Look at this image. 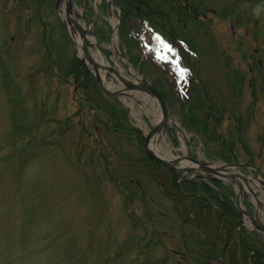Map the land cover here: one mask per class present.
<instances>
[{"label": "rangeland", "instance_id": "1", "mask_svg": "<svg viewBox=\"0 0 264 264\" xmlns=\"http://www.w3.org/2000/svg\"><path fill=\"white\" fill-rule=\"evenodd\" d=\"M53 1L0 0V264H197L179 255L183 245L172 228L179 218L159 186L166 180L155 171L158 177L153 178L145 155L144 133L152 126L154 111L151 98L134 92L116 97L126 113L125 119L118 114L126 134L110 126L101 130V121L96 120L100 113L88 111L64 78L63 64L70 54L77 55V48ZM75 1L74 13L87 30L92 32L104 21L109 25V40L101 48L108 51L109 64L134 81L123 62L128 57L119 33L115 46L122 56L113 50L117 18L99 10L101 0ZM207 2L203 3L205 22L178 21L173 13L169 18L185 29L177 32L196 48L194 64L206 107L208 100L217 111L227 107L215 135L228 133L236 154L231 162L246 164L253 159L249 164L258 174L244 167L233 171L262 182L264 0ZM140 67L131 69L148 81L157 79L169 92L160 78L163 73L156 74L150 65L151 69L146 64ZM4 69L14 82L11 90ZM105 72L100 73L110 88L123 86L109 80ZM240 74L242 84L237 82ZM178 111L176 106L170 113L179 119ZM175 132L168 125L161 135L170 148L166 158L186 154L184 139ZM193 135L187 133L189 139ZM216 145L211 144L213 152ZM190 151L199 160L224 162L208 157L201 141H191ZM131 161L141 162L133 168ZM223 183L233 189L236 203L237 186ZM238 183L243 188L242 207L256 213L250 191L264 203V185L249 180L248 188L240 179ZM259 212V222L264 224V206ZM155 227L160 232L172 228L161 237L163 247L149 243Z\"/></svg>", "mask_w": 264, "mask_h": 264}, {"label": "trees", "instance_id": "2", "mask_svg": "<svg viewBox=\"0 0 264 264\" xmlns=\"http://www.w3.org/2000/svg\"><path fill=\"white\" fill-rule=\"evenodd\" d=\"M43 1H46L47 4L51 3V0H41V4ZM213 1L208 0L211 4ZM233 1L253 4L261 0ZM208 2L205 5H208ZM203 3L204 0H113L116 8L120 9L119 37L130 63L134 67L138 64L141 67L146 64L147 69H151L148 64V61L150 62L151 60L154 64L152 68L156 74H159L161 66L159 60L157 61L154 58L150 45L144 47L145 56L144 59L141 58L142 44L140 39L145 33H149L151 37L160 40L168 39L172 43H176L178 39L180 41L178 49L182 52L181 59L189 67V70L195 73L196 65L193 57L198 55L196 48L185 34L177 32V30L180 31L184 28L174 25L169 17L170 13H173L178 21L189 18L194 21L205 22V16L203 15L207 9ZM38 7L41 8L40 1L38 2ZM108 9L106 0H101L99 10L109 12ZM61 27L63 28V25ZM108 30L109 25L104 21L102 26H95L92 32L99 40L98 42L102 43L109 40L110 32ZM44 35L47 36L45 33ZM45 37V47L47 46L50 51V46L47 42L49 38ZM107 52L105 51V53ZM0 63L2 64V60H0ZM62 69L65 80H70L74 87V96L79 98L81 102H86L85 106L88 111L94 109L100 113V115H96L98 117L96 120L99 123L101 121V130L110 126L113 131L117 130L126 134L120 127V118L118 117V114H123L122 118L125 119L126 113L120 107L115 96L101 90L97 80L90 74L87 67L76 56L70 54ZM4 70V80L7 84L4 83L8 89L14 82L10 79L9 73L6 72L7 70ZM165 70H167L166 78H160L169 91L167 94L163 91L164 89L161 88V84L157 79L151 82L164 96L169 111L172 108L175 109L176 106L179 108L178 118L180 122L188 131L195 134L191 141L196 144L200 141L203 142L205 146L204 153L210 158L222 159L227 163L233 161L236 158V154L232 144L227 140L228 133L226 136L221 132H219L218 136L215 135L216 129H220L219 121L227 107L222 106V109L217 111L216 105L209 100L206 107L204 99L201 98L204 97L202 85L197 89L192 84L188 92L177 95V91L174 88V80L171 79L174 71ZM238 77L237 82L242 84L243 75L240 74ZM90 92L91 94H89ZM18 94L20 95L19 90ZM168 95L170 98L167 97ZM204 110L206 111L204 112ZM202 112L204 113L202 114ZM238 130L240 131V127ZM129 131L128 128V133ZM136 132L139 133L138 131ZM216 142L219 143V147L216 145L218 149L213 152L211 144ZM251 160L253 159H248L247 161L250 163ZM149 161L151 164L149 165L150 170L153 171V173L151 172L153 178L160 176L161 179L166 180V182L159 181V186L166 197L174 204L172 206L174 214L179 218L178 222L177 220L174 222L177 224H174L172 228H174L173 231L176 230L178 232L183 245V250L179 252L182 259H192L197 264H264V237L239 225L238 216L235 212V193L229 185L219 184V182L215 183L219 189L218 192L216 188L206 181L181 180L177 172L155 164L151 160ZM140 162L131 161L129 165H133L132 167L135 168L134 166L139 165ZM145 165L143 164L144 168ZM154 171L159 175L156 176L157 174ZM185 225H189L192 228L190 227L189 229L188 226L186 228ZM172 228L168 227L167 230H161L160 232L155 227V230L151 232L152 238L149 239V243L152 242L154 246L160 245L163 247L161 237L167 235L168 231H172ZM148 245L150 246V244Z\"/></svg>", "mask_w": 264, "mask_h": 264}, {"label": "water", "instance_id": "3", "mask_svg": "<svg viewBox=\"0 0 264 264\" xmlns=\"http://www.w3.org/2000/svg\"><path fill=\"white\" fill-rule=\"evenodd\" d=\"M62 0H57L56 2V7L58 8L60 2ZM111 1V0H109ZM74 0H65L64 2V17H62V21L63 23L67 26L71 37L73 38L75 36L76 33H78V35L80 36V38L82 39V44H81V51L82 54L84 56V58L79 57L84 64H89L93 70V74L95 75L97 81L99 82L101 88L111 94L114 95H126L127 91H137L140 93H144L147 94L149 96H151L155 102L157 103L160 113L162 115V119L161 121L156 124V126H154L146 135L144 138V151H145V155H147L151 160H153L154 162L165 166L167 168H170L174 171L180 172L182 175L185 172H190V171H204L207 172L208 174H213V175H218V176H222L224 178H228L230 181L232 182H236V177H239L240 179H242L245 183H247V178L243 175L240 174H225L222 173L221 171L223 169H227V168H231V167H239V166H246L244 164H240V163H234L231 165H222L219 166L218 168H213L211 166H208L206 163L202 162V161H197L194 158H192L190 155L187 156V159L190 160L193 164H198L199 168H196L194 166H188V167H176L175 164H177L179 162V158L172 160V161H167L163 158H161L160 156L156 155L152 149L149 147V140L151 138L152 135H154V133L159 132L163 127H165V125L167 123H172L173 120L169 117L168 111H167V106L166 103L164 102V99L162 97V95L157 92V90L150 84L147 82L144 83H135V82H130L128 79H126L125 77H123L122 75H120L119 73H117V71L111 67L110 65H102L97 63L91 56V54L89 53V48H88V43H87V38H86V34L90 33L91 35L92 32L85 30L83 28V26L78 22V20L75 18L74 15ZM60 13V10L58 11ZM97 47L99 48V45H97ZM99 69H103V70H107L111 73H114L117 75L120 83H122L123 88L121 90H110L107 87L104 86V84H102V80L100 78L99 75ZM196 178H201V177H205L202 174H196L195 175ZM206 178L209 181H217L219 180V178L217 177H213V176H206ZM220 181V180H219ZM261 182V181H259ZM264 185V182H261ZM240 190L241 191V186L239 185ZM242 212V210H238V213L240 214ZM248 217L250 218V220L252 221V223L254 224V229L256 231L259 232H263L264 233V224H260L255 216V218L253 216H251L250 214H248Z\"/></svg>", "mask_w": 264, "mask_h": 264}, {"label": "bare ground", "instance_id": "4", "mask_svg": "<svg viewBox=\"0 0 264 264\" xmlns=\"http://www.w3.org/2000/svg\"><path fill=\"white\" fill-rule=\"evenodd\" d=\"M64 1H62V4H61V7H60V13L62 15V17H64ZM116 25V24H114ZM87 38V43L92 47V52L91 53V56L93 57V59L99 63V64H103V65H107L109 62L108 60L101 54V52H99V49L96 45V41L93 37H86ZM74 39H75V43H76V48H77V55L81 58H83V54L80 53L81 52V42H82V39L80 38V36L78 35V33L75 34L74 36ZM115 39H116V34L113 35V38H112V46H113V50L114 52L116 51V46H115ZM90 68H92L90 65H89ZM127 70L133 75V76H137L136 73L133 72V70L128 66ZM100 73V72H99ZM101 75V79L103 81L102 84H104L107 88L108 86L110 87V83L106 82L105 78H104V75L102 73H100ZM116 78H114L113 76L110 77L109 80H112V81H115ZM150 100L149 103H152L153 104V107H154V111H153V119H152V125L155 126L156 124H158L161 120V113L158 106L156 105L157 103H155L154 99H148ZM150 128H146L145 131L148 132ZM163 133V130L160 131V132H156L154 133V135L151 136L150 140H149V147L160 157H165V155L169 154L170 153V148L167 144H165V139L164 138H161V135ZM181 133V132H179ZM183 147V146H182ZM162 151H161V150ZM183 151H184V148H183ZM185 152V151H184ZM166 158V157H165ZM188 162H186L185 165H187ZM251 182H253V185L257 182L256 180H250ZM249 188V187H248ZM264 192V191H263ZM252 193V198L254 200V203H256L257 205V209H258V214L260 213L259 212V207L261 206H264V203H262V201L260 200L259 197L257 196H254V192H250ZM246 224L249 225V221H246Z\"/></svg>", "mask_w": 264, "mask_h": 264}]
</instances>
